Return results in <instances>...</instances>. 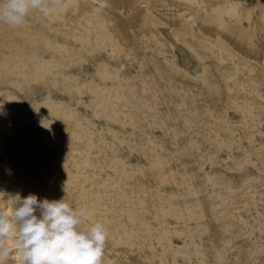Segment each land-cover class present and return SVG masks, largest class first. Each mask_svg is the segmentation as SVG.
I'll use <instances>...</instances> for the list:
<instances>
[{"label":"rangeland","instance_id":"374dc122","mask_svg":"<svg viewBox=\"0 0 264 264\" xmlns=\"http://www.w3.org/2000/svg\"><path fill=\"white\" fill-rule=\"evenodd\" d=\"M98 3L0 22L2 199L85 207L103 264H264V0Z\"/></svg>","mask_w":264,"mask_h":264},{"label":"clouds","instance_id":"9594fccd","mask_svg":"<svg viewBox=\"0 0 264 264\" xmlns=\"http://www.w3.org/2000/svg\"><path fill=\"white\" fill-rule=\"evenodd\" d=\"M60 5L61 0H0V22L16 28L30 11L53 17ZM106 6V0H99L97 13ZM4 195L0 193V264L12 256L15 264H103L107 228L101 222L81 228L88 218L85 207L73 208L64 198L38 201L34 194H16L5 202Z\"/></svg>","mask_w":264,"mask_h":264}]
</instances>
